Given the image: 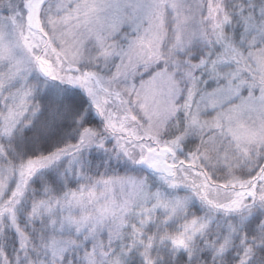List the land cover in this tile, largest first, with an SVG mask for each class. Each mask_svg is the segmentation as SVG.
I'll return each instance as SVG.
<instances>
[{"label":"snow or ice","instance_id":"6c2138e0","mask_svg":"<svg viewBox=\"0 0 264 264\" xmlns=\"http://www.w3.org/2000/svg\"><path fill=\"white\" fill-rule=\"evenodd\" d=\"M0 264H264V0H0Z\"/></svg>","mask_w":264,"mask_h":264}]
</instances>
